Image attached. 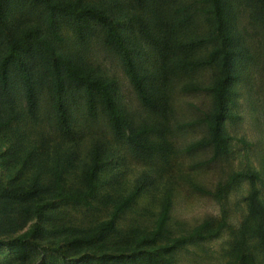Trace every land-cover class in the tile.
<instances>
[{
	"label": "rangeland",
	"instance_id": "rangeland-1",
	"mask_svg": "<svg viewBox=\"0 0 264 264\" xmlns=\"http://www.w3.org/2000/svg\"><path fill=\"white\" fill-rule=\"evenodd\" d=\"M78 1L103 9L116 23L125 42L135 49L137 57L143 54V45L146 50L150 48L142 41L138 28L131 31L124 0ZM196 2L195 7L211 8L204 0ZM40 5L32 0H4L1 7L7 34H17L34 24L43 26ZM253 8L242 4L235 25H225L222 31L216 30L218 23L214 20L211 28L216 30L218 39L215 37L196 53L199 58L217 44L221 47L226 27L236 35L230 45L227 43L239 59L237 64L232 60V71L239 76L228 100L231 116L224 122L230 153L213 162H207L212 156L210 151H188L187 146L206 133L205 125L196 121L211 111L208 87L214 82L217 68L205 66L180 72L175 86L168 89L167 110L162 115L153 114L137 99L118 57L97 37L87 36L86 41L66 38L63 42L55 40L56 44L52 40L56 48L80 58L94 74L113 81L117 99L131 125L126 134L143 123L161 121L175 152L169 160L133 153L125 143L115 141L103 114L95 119L80 115L73 123V135L67 138L47 121L40 126L32 122L0 126V188L34 182L48 186L53 169L58 166L66 179V190L72 191L81 185V173L94 159L104 165L93 206L54 200L52 193L45 192L46 198L39 201L42 206L38 208L37 201L10 203L0 193V237L24 233L35 223L42 226L41 234L36 236L40 246H28L25 259L0 245V264H165L163 259H146L131 252L138 236L153 230L167 202H171L170 231L160 239L163 242L188 232L208 216L219 220L223 214L228 222L219 236L189 242L174 250L172 264H264V249L259 246L254 249L256 258L252 263L233 262L227 255L234 234L249 211L250 180L242 179L228 188L221 201L197 188L214 191L234 172L256 171L260 176L255 188L264 199V18L254 17ZM197 13L191 29L208 34L211 30L207 14L201 9ZM5 39L6 34L0 40V50ZM246 49L249 58L242 53ZM138 63L150 69L145 57ZM194 84L201 88L184 90V85ZM135 190L136 201L116 218L115 229L100 235L98 225L111 218L117 199Z\"/></svg>",
	"mask_w": 264,
	"mask_h": 264
},
{
	"label": "trees",
	"instance_id": "trees-1",
	"mask_svg": "<svg viewBox=\"0 0 264 264\" xmlns=\"http://www.w3.org/2000/svg\"><path fill=\"white\" fill-rule=\"evenodd\" d=\"M3 1H0V40L6 34V43L0 50L1 127L13 126L15 122L19 126L30 122L40 126L47 121L62 137L67 138L73 135V123L80 115L95 119L103 114L115 141L125 143L133 153L141 157L170 159L175 148L161 121L143 123L133 127L131 134H126L131 125L117 99L113 81L94 74L81 63L80 58L60 51L53 43L63 42L66 38L69 41H86V37L91 36L101 40L118 57L137 99L153 114L162 115L167 110L168 89L170 91L175 86L180 72L205 66L217 68L214 82L208 87L212 100L211 111L196 121L205 125L206 133L190 143L187 150L210 151L212 156L207 162L219 161L229 155L230 144L224 122L231 116L228 100L233 91L232 86L239 76L238 72L232 71V60L237 64L239 59L235 57L236 51L229 50L227 43L230 45L236 35L226 27L221 47L217 44L199 58L196 53L217 38L214 31H222L225 25H235L242 4L254 7V17L264 18V0H204L211 4V8L195 7L197 0H124L128 7L131 31L138 28L143 36L142 41L150 46L146 50L142 44L143 54H138V57L135 49L125 42L116 23L96 5L78 0H32L42 4L39 7V17L43 26L34 24L17 34H7L1 7ZM200 9L207 14L205 18L211 30L208 34L191 29ZM214 20L218 23L216 30L211 28ZM242 53L246 58L250 57L247 49L242 50ZM144 57L148 66L150 63V69L143 63H138ZM200 88L196 84L184 85V90L187 91ZM103 168L102 161L94 159L82 171L81 185L72 191L66 190L62 169L56 166L48 186L34 182L26 186L1 187L0 193L10 203L37 201L38 208L42 206L39 201L46 198V193H52L54 200L62 199L93 206ZM259 176L256 171L234 172L227 182L219 183L214 191L197 187L221 201L227 189L242 179H249L252 184L247 196L248 214L239 224L227 253L233 262L252 263L256 258L255 247L264 249V199L255 188ZM137 195L138 191L135 190L117 199L111 218L98 225L100 235L115 229L116 218L136 201ZM170 219L171 202H167L159 212L153 230L138 236L131 253L146 259L160 258L163 263L172 264L174 250L189 242L213 239L228 224L223 214L219 220L208 216L191 230L171 238L169 242L160 241L170 231ZM41 232L42 226L35 223L24 233L8 238L0 237V245L25 259L28 256V246H40L36 236ZM253 240L256 241L255 244L252 243ZM165 254L168 257H164Z\"/></svg>",
	"mask_w": 264,
	"mask_h": 264
}]
</instances>
